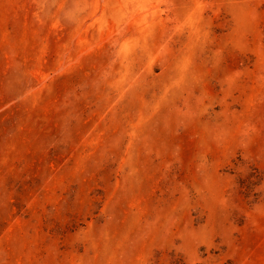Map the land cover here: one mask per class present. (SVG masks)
I'll return each mask as SVG.
<instances>
[{
    "label": "rangeland",
    "instance_id": "374dc122",
    "mask_svg": "<svg viewBox=\"0 0 264 264\" xmlns=\"http://www.w3.org/2000/svg\"><path fill=\"white\" fill-rule=\"evenodd\" d=\"M0 264H264V0H0Z\"/></svg>",
    "mask_w": 264,
    "mask_h": 264
}]
</instances>
